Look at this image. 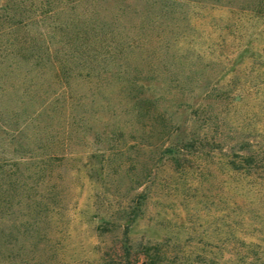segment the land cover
Instances as JSON below:
<instances>
[{
	"label": "rangeland",
	"instance_id": "1",
	"mask_svg": "<svg viewBox=\"0 0 264 264\" xmlns=\"http://www.w3.org/2000/svg\"><path fill=\"white\" fill-rule=\"evenodd\" d=\"M241 5L0 0V264H264Z\"/></svg>",
	"mask_w": 264,
	"mask_h": 264
},
{
	"label": "trees",
	"instance_id": "2",
	"mask_svg": "<svg viewBox=\"0 0 264 264\" xmlns=\"http://www.w3.org/2000/svg\"><path fill=\"white\" fill-rule=\"evenodd\" d=\"M208 3H220L223 5L232 6L234 1L237 3L244 4L241 5V9H247L250 13H255V15H263L264 16V0H205ZM239 1V2H238Z\"/></svg>",
	"mask_w": 264,
	"mask_h": 264
}]
</instances>
